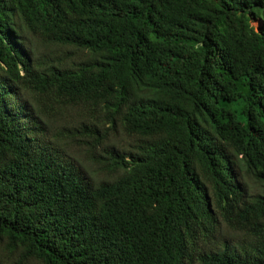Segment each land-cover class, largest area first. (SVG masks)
Segmentation results:
<instances>
[{
	"label": "trees",
	"instance_id": "trees-1",
	"mask_svg": "<svg viewBox=\"0 0 264 264\" xmlns=\"http://www.w3.org/2000/svg\"><path fill=\"white\" fill-rule=\"evenodd\" d=\"M0 251L264 264V0H0Z\"/></svg>",
	"mask_w": 264,
	"mask_h": 264
},
{
	"label": "rangeland",
	"instance_id": "rangeland-1",
	"mask_svg": "<svg viewBox=\"0 0 264 264\" xmlns=\"http://www.w3.org/2000/svg\"><path fill=\"white\" fill-rule=\"evenodd\" d=\"M259 22L255 23L256 26H258ZM43 49V48H42ZM75 59L76 57L73 56ZM80 115V117H79ZM91 119L88 116L82 115V112L80 111L79 108L74 110L67 119L62 121L63 126H77L79 122H84L85 124H90ZM61 122V121H60ZM52 124V131L50 132L49 136L51 139H54L53 133L55 131V128H58L61 126L59 123ZM70 140L69 147L66 149L67 152L66 154L68 157L74 161V163L77 165L79 163L86 171L87 173L93 172L95 170V166L92 165L91 158L87 156L85 153V150L81 147H84V145L80 146L78 145L79 141H72L71 139H66ZM110 141L114 142L116 147L120 149H133L132 147L135 144V140L133 137L128 136L123 132V130L119 129L116 133L110 136ZM82 144V143H81ZM93 175V174H92ZM94 177V175H93ZM12 262V257L9 256L4 251H0V264H10ZM28 264H36L35 262H29Z\"/></svg>",
	"mask_w": 264,
	"mask_h": 264
}]
</instances>
